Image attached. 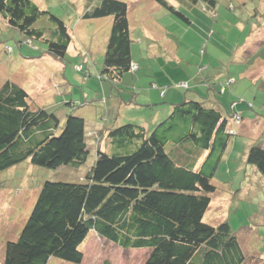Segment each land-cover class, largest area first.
Here are the masks:
<instances>
[{
  "label": "trees",
  "instance_id": "obj_1",
  "mask_svg": "<svg viewBox=\"0 0 264 264\" xmlns=\"http://www.w3.org/2000/svg\"><path fill=\"white\" fill-rule=\"evenodd\" d=\"M156 1L190 25L183 12ZM178 1L188 7L200 4L209 16L216 13L215 0ZM107 17L112 21L99 80L118 83L135 68L127 4L97 0L82 15L85 20ZM42 18L48 26L36 28ZM0 19L64 60L71 43L67 26L32 0H0ZM217 88L207 92L212 89L218 108L206 97L184 100L171 105L152 129L128 123L91 134L85 133L83 115L70 112L61 126L57 115L35 106L18 84L2 82L0 173L25 161L47 170L79 172L87 162V140L95 136L98 145L95 161L85 173H77L76 181L42 183L18 238L5 244L2 264H47L50 258L80 264L81 246L90 234L122 250L147 251L145 264H244L228 222L213 226L203 221L216 191L211 180L234 136L230 121H241L240 114L222 112L217 98L226 91ZM69 105L73 108V102ZM245 162L264 178V148L251 146Z\"/></svg>",
  "mask_w": 264,
  "mask_h": 264
},
{
  "label": "rangeland",
  "instance_id": "obj_2",
  "mask_svg": "<svg viewBox=\"0 0 264 264\" xmlns=\"http://www.w3.org/2000/svg\"><path fill=\"white\" fill-rule=\"evenodd\" d=\"M32 1L65 23L72 42L64 60L58 61L47 54L43 43L29 41L0 19V85L6 80L18 84L35 106L57 115L61 126L72 112L83 115L85 133L95 134L98 126L100 131L128 123L152 129L167 117L170 93L183 90L182 97L188 98L197 92L207 101L215 98L207 88L219 86L223 91L225 87V95L219 94L221 110L240 114L241 121H230L235 149L230 143L219 162L211 180L216 191L203 221L213 226L228 222L246 257L244 264H264V178L246 164L244 156L248 144L264 148V126L259 123L264 122V0H215L212 16L200 4L188 7L165 0L183 12L190 25L156 0H120L128 6L135 68L118 83L99 80L111 17L82 19L97 0ZM47 26L42 18L35 27ZM134 98L136 104L128 105ZM87 143L82 173L95 161L98 146L95 136ZM101 147L104 150L105 145ZM79 172L47 170L25 161L0 173V264L6 242L18 238L42 183L74 182ZM81 250L80 264H145L147 256L145 250H122L92 234ZM47 264L70 263L50 258Z\"/></svg>",
  "mask_w": 264,
  "mask_h": 264
},
{
  "label": "crops",
  "instance_id": "obj_3",
  "mask_svg": "<svg viewBox=\"0 0 264 264\" xmlns=\"http://www.w3.org/2000/svg\"><path fill=\"white\" fill-rule=\"evenodd\" d=\"M130 33V32H129ZM109 37V36H108ZM108 40V39H107ZM72 42V41H71ZM71 44V43H70ZM70 46V45H69ZM132 61V60H131ZM215 90H217V86H215ZM179 91H181V92H176V93H170L169 94V96H168V98H166V100H167V102H166V104H168V105H175V104H178L179 102H181V101H184V100H191V101H202V96H200V95H198V93L196 92L195 94H193L192 96H190V97H188V98H186V97H182V93L184 92L183 90H179ZM183 91V92H182ZM166 94V93H165ZM209 94H212L213 95V93L211 92V93H209ZM225 95V94H224ZM214 96V95H213ZM215 97V96H214ZM220 95L218 96V101L221 103V100H220ZM137 99L136 98H134V99H132V100H129L128 101V105H134V104H136V101ZM208 102H209V104H214V105H216L217 106V108L220 106L217 102H216V99L214 98V99H212V100H210V99H208ZM151 105H155V104H148V105H145L146 107H148V106H151ZM170 110H171V108H170ZM259 123H261V125H263L264 126V122L263 121H259ZM99 128H100V126H98L97 128H96V130H99ZM231 144H232V147H233V149H235V143H232L231 142ZM251 146L248 144V145H246L245 147H244V149H246L247 151H248V149L250 148ZM243 149V150H244ZM247 151H246V153H247ZM246 153H244V154H246ZM244 156H246V155H244ZM84 258V257H83ZM262 258V255L260 256V259ZM83 261V260H82Z\"/></svg>",
  "mask_w": 264,
  "mask_h": 264
},
{
  "label": "built area",
  "instance_id": "obj_4",
  "mask_svg": "<svg viewBox=\"0 0 264 264\" xmlns=\"http://www.w3.org/2000/svg\"><path fill=\"white\" fill-rule=\"evenodd\" d=\"M134 69V68H133Z\"/></svg>",
  "mask_w": 264,
  "mask_h": 264
}]
</instances>
